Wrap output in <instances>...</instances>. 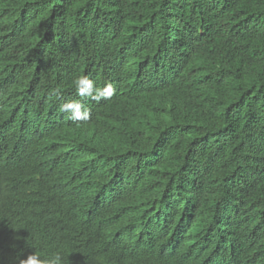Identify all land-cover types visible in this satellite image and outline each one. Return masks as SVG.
Returning <instances> with one entry per match:
<instances>
[{
    "label": "trees",
    "instance_id": "1",
    "mask_svg": "<svg viewBox=\"0 0 264 264\" xmlns=\"http://www.w3.org/2000/svg\"><path fill=\"white\" fill-rule=\"evenodd\" d=\"M81 74L115 92L74 122ZM71 138L75 206L34 176ZM33 250L264 264V0H0V264Z\"/></svg>",
    "mask_w": 264,
    "mask_h": 264
},
{
    "label": "clouds",
    "instance_id": "2",
    "mask_svg": "<svg viewBox=\"0 0 264 264\" xmlns=\"http://www.w3.org/2000/svg\"><path fill=\"white\" fill-rule=\"evenodd\" d=\"M73 87L79 99H65L59 105V110L68 115V119L74 122H86L90 119L91 111L85 104V100L99 102L110 99L115 92L111 82L99 86L97 82L87 74L77 75L73 80ZM58 90H57V93ZM77 152L74 159L66 157L67 153ZM87 147L80 140L78 143L74 139H62L56 142L47 157L40 163L34 176L41 180L44 187L40 193L46 200H56L59 203L68 202L70 205H77L83 198V187L93 190L96 187L84 185L75 189L74 169H82L81 179L85 178L89 172V161L86 159ZM18 156V153L16 154ZM10 162V161H9ZM4 164L8 162H3ZM11 166V165H10ZM18 264H70L68 255L60 252L44 254L38 251H31L18 259Z\"/></svg>",
    "mask_w": 264,
    "mask_h": 264
}]
</instances>
